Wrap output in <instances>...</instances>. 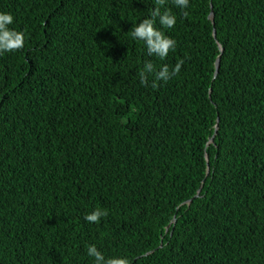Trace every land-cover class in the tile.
Returning <instances> with one entry per match:
<instances>
[{
    "label": "trees",
    "instance_id": "1",
    "mask_svg": "<svg viewBox=\"0 0 264 264\" xmlns=\"http://www.w3.org/2000/svg\"><path fill=\"white\" fill-rule=\"evenodd\" d=\"M152 6L0 0L26 33L0 56V264H93L90 244L133 264H264V0L169 4L164 61L131 38ZM145 59L185 63L153 89Z\"/></svg>",
    "mask_w": 264,
    "mask_h": 264
},
{
    "label": "clouds",
    "instance_id": "2",
    "mask_svg": "<svg viewBox=\"0 0 264 264\" xmlns=\"http://www.w3.org/2000/svg\"><path fill=\"white\" fill-rule=\"evenodd\" d=\"M145 5H154L149 9L146 18L135 23L131 30V38L141 42L146 48L148 57H154L160 61L167 59L170 53L175 52L178 42L165 30H174L178 16L169 4L177 9L186 10L191 0H141ZM185 15L187 12L185 11ZM16 18L9 11H0V56L6 53H13L25 47L26 33L17 30L14 25ZM185 60L180 59L174 67L167 64L157 66L152 59H145L142 67L137 73L139 82L145 88L156 89L161 83L167 84L174 77L181 73ZM107 209L95 208L87 213L84 219L89 224L99 225L102 218L107 217ZM87 256L93 264H133L132 258L126 254L107 255L96 244H90L86 248Z\"/></svg>",
    "mask_w": 264,
    "mask_h": 264
},
{
    "label": "water",
    "instance_id": "3",
    "mask_svg": "<svg viewBox=\"0 0 264 264\" xmlns=\"http://www.w3.org/2000/svg\"><path fill=\"white\" fill-rule=\"evenodd\" d=\"M209 18H210V20L212 21V23H214V22H213L214 15H213V11H212V9H211V12H210V14H209ZM212 33H213V36H214V38H215V37H216V31H215V28H213ZM220 50H222V48H220ZM219 62H220V56H218L217 59H216V61H215L214 77H215L216 74H217V71H218V68H219ZM218 121H219V118L217 117V119H216V124H215V132H216L217 129H218ZM213 139H214V135L209 139V142H212ZM205 158H206V165H207V170H208V166H209V165H208V156L205 155ZM200 189H201V188L198 189L197 194H196L193 198L199 196V194H200ZM193 198H191L190 200H188L187 203H188V204L191 203V201L193 200Z\"/></svg>",
    "mask_w": 264,
    "mask_h": 264
}]
</instances>
